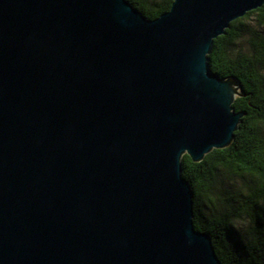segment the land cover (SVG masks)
<instances>
[{
	"label": "water",
	"instance_id": "95a60500",
	"mask_svg": "<svg viewBox=\"0 0 264 264\" xmlns=\"http://www.w3.org/2000/svg\"><path fill=\"white\" fill-rule=\"evenodd\" d=\"M264 0H0V264H221L181 158L243 116L213 40Z\"/></svg>",
	"mask_w": 264,
	"mask_h": 264
},
{
	"label": "trees",
	"instance_id": "16d2710c",
	"mask_svg": "<svg viewBox=\"0 0 264 264\" xmlns=\"http://www.w3.org/2000/svg\"><path fill=\"white\" fill-rule=\"evenodd\" d=\"M147 19L172 0H126ZM208 69L233 79L232 108L243 116L231 143L200 162L181 158L192 191L193 226L207 234L221 264H264V4L232 21L213 40Z\"/></svg>",
	"mask_w": 264,
	"mask_h": 264
},
{
	"label": "rangeland",
	"instance_id": "374dc122",
	"mask_svg": "<svg viewBox=\"0 0 264 264\" xmlns=\"http://www.w3.org/2000/svg\"><path fill=\"white\" fill-rule=\"evenodd\" d=\"M237 90V89H236Z\"/></svg>",
	"mask_w": 264,
	"mask_h": 264
}]
</instances>
